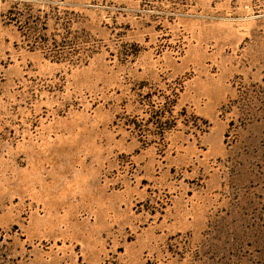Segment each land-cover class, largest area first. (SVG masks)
<instances>
[{
  "label": "rangeland",
  "instance_id": "rangeland-1",
  "mask_svg": "<svg viewBox=\"0 0 264 264\" xmlns=\"http://www.w3.org/2000/svg\"><path fill=\"white\" fill-rule=\"evenodd\" d=\"M0 264H264V0H0Z\"/></svg>",
  "mask_w": 264,
  "mask_h": 264
}]
</instances>
